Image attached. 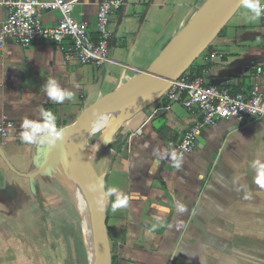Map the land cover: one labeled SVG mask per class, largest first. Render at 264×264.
<instances>
[{
  "label": "crops",
  "instance_id": "1",
  "mask_svg": "<svg viewBox=\"0 0 264 264\" xmlns=\"http://www.w3.org/2000/svg\"><path fill=\"white\" fill-rule=\"evenodd\" d=\"M67 1L75 2V19L88 23L97 41L103 0ZM123 1L111 17V62L102 69L66 62L62 47L71 48L70 41L21 47L10 39L0 50V264H84L67 240L64 244L51 235L49 212L38 195L46 191L41 177L31 183L3 158L22 174L41 167L45 147L21 142L22 118L37 119L43 106L56 116L57 129L72 125L146 71L207 0ZM41 15L47 27L58 25L59 13ZM250 16L241 7L183 76L203 77L207 86L233 93L249 94L256 87L264 93V77L256 76L264 68V18L251 21ZM7 18V8L0 5V27ZM50 77L72 91L74 100L49 102L42 86ZM192 122L183 105L169 102L165 94L134 112L109 147L95 148L102 132L78 145L88 154L97 152L95 158L100 152L108 157L99 176H106L107 188L128 197L127 205L113 212V194L107 208L113 264H264V188L255 183L250 167L254 160L264 162V119L216 123L176 169L169 154Z\"/></svg>",
  "mask_w": 264,
  "mask_h": 264
},
{
  "label": "built area",
  "instance_id": "2",
  "mask_svg": "<svg viewBox=\"0 0 264 264\" xmlns=\"http://www.w3.org/2000/svg\"><path fill=\"white\" fill-rule=\"evenodd\" d=\"M7 8L8 18L0 27V50L13 39L21 47L33 43L49 42L62 45L70 41L71 48L65 52V61H76L81 65H92L102 69L111 62L109 42L113 37L110 29L111 17L122 9L123 0H103L98 12V40L93 41L88 23L75 19V2L67 0H1ZM42 11L60 14L58 25L47 27ZM264 18V15H262ZM256 76L264 77V68L257 69ZM171 103L182 104L193 122L177 147V154L183 159L192 155L206 129L220 121H235L246 124L250 120L264 119V93L259 87L249 94L233 93L224 87L206 85L203 77L190 79L180 77L173 81L166 93ZM1 133L6 136V129Z\"/></svg>",
  "mask_w": 264,
  "mask_h": 264
},
{
  "label": "water",
  "instance_id": "3",
  "mask_svg": "<svg viewBox=\"0 0 264 264\" xmlns=\"http://www.w3.org/2000/svg\"><path fill=\"white\" fill-rule=\"evenodd\" d=\"M240 9L239 0H207L173 45L160 55L146 71L120 87L97 106L85 112L75 123L63 128L65 130L64 140L56 148L48 149L45 146L41 167L35 173H19L3 157L14 173L29 179L31 183L40 175L52 170L55 159L63 162L69 178L81 191L91 207L97 249L95 264H113L107 226V208L110 197H107L102 203H98L100 193L89 190L90 185H97L102 182L104 188L101 191H106V176L103 175L98 183L93 180L83 165L78 152V145L84 137L102 132L95 148L109 147L119 134L124 122L134 112L162 98L171 88L172 82L182 77L186 70L199 60ZM156 80L163 81L164 85L151 100L129 103L131 95L147 88ZM118 117H121L120 122L115 128H112L109 125L110 122ZM97 118H100L102 128L99 132L93 133L91 127ZM0 155L3 156L1 146ZM101 208H103L102 211Z\"/></svg>",
  "mask_w": 264,
  "mask_h": 264
},
{
  "label": "clouds",
  "instance_id": "4",
  "mask_svg": "<svg viewBox=\"0 0 264 264\" xmlns=\"http://www.w3.org/2000/svg\"><path fill=\"white\" fill-rule=\"evenodd\" d=\"M239 4L242 8L247 9L251 16L249 19L251 21L258 20L262 15H264V3L262 0H239ZM43 92L48 97L49 102L63 104L66 100H74V93L57 83L56 78L50 77L42 86ZM39 116L37 119H29L28 117L22 118L20 124L19 138L22 143L39 145L41 147H47L48 149L56 148L64 140L65 130L57 129L56 126V116L50 110L44 108L43 106L38 108ZM102 128L100 123V118H97L92 124L91 131L93 133L99 132ZM98 147V146H96ZM154 151V155H155ZM172 161V166L176 169H180L183 162L182 155H178L176 150H172L169 154ZM250 167L254 170L256 174L255 183L264 188V162L260 160H254ZM104 188L103 183H98L97 185H90L89 190L93 192L100 193V200L98 203H102L107 197L117 194L116 201L112 204V211L115 212L117 209L127 205L128 197L118 194V189L115 187L107 188L106 191H101ZM249 196L246 195L245 199ZM154 207H157L154 205ZM103 208H101V211ZM180 212L185 211L183 205L178 206ZM161 211L167 212L168 209L164 208Z\"/></svg>",
  "mask_w": 264,
  "mask_h": 264
},
{
  "label": "rangeland",
  "instance_id": "5",
  "mask_svg": "<svg viewBox=\"0 0 264 264\" xmlns=\"http://www.w3.org/2000/svg\"><path fill=\"white\" fill-rule=\"evenodd\" d=\"M82 141L80 142L81 144ZM81 144L80 146H82ZM78 152L88 173L91 175L93 180L98 183L100 178L103 176H99L100 173L107 169L108 157H103V152H100L99 157L95 158L97 152L88 154L87 152L82 151V148H78ZM55 161L59 160L55 159ZM40 177L39 185L42 190H46L44 192L47 193V195L40 191L38 195L39 199L44 203L46 212H49V214H47V218L49 224L52 222L51 235L53 234L55 240L63 241L64 244L65 240H67L70 244V248L75 251V254L80 253V256L84 257L82 258L84 264H89L83 221L76 209L72 196L70 197L69 195L70 189L67 184L56 175L53 168L49 172L42 174V176L40 175ZM42 178L43 182H41ZM44 178L45 181H47L45 185L42 184L45 183ZM111 247L114 249V245H111Z\"/></svg>",
  "mask_w": 264,
  "mask_h": 264
},
{
  "label": "bare ground",
  "instance_id": "6",
  "mask_svg": "<svg viewBox=\"0 0 264 264\" xmlns=\"http://www.w3.org/2000/svg\"><path fill=\"white\" fill-rule=\"evenodd\" d=\"M163 85H164L163 81H160V80L154 81L151 85L147 86V88H144L140 90L139 92L131 95L129 99V103L130 102H146V101L151 100V98L162 88ZM120 119L121 117L113 119L109 125L112 128H115L120 122ZM84 139L85 137L83 138V140ZM53 169L56 175L59 176L67 184L68 188L70 189L71 194L69 193V195L70 197L72 196L76 209L83 221V229H84L86 247L88 250L89 264H95V261L97 258V249H96V240H95L91 207L87 199L81 193V191L77 188V186L69 178L65 170V166L63 162L60 160L54 161Z\"/></svg>",
  "mask_w": 264,
  "mask_h": 264
},
{
  "label": "trees",
  "instance_id": "7",
  "mask_svg": "<svg viewBox=\"0 0 264 264\" xmlns=\"http://www.w3.org/2000/svg\"><path fill=\"white\" fill-rule=\"evenodd\" d=\"M42 184H44V183H42ZM109 229V228H108Z\"/></svg>",
  "mask_w": 264,
  "mask_h": 264
}]
</instances>
